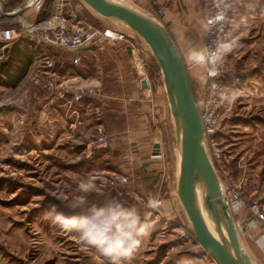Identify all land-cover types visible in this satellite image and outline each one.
Segmentation results:
<instances>
[{
  "label": "rangeland",
  "instance_id": "1",
  "mask_svg": "<svg viewBox=\"0 0 264 264\" xmlns=\"http://www.w3.org/2000/svg\"><path fill=\"white\" fill-rule=\"evenodd\" d=\"M222 1L233 13L234 41L215 111L222 157L212 163L242 245L255 264H264V209L259 217L251 212L264 206V0ZM68 2L92 26L123 39L88 50L72 67L70 55L32 38L22 12L9 16L25 0H0V31L25 34L37 47L31 67L9 73L13 45L2 50L0 43V264H217L177 198L174 126L159 65L137 35L94 18L78 0ZM197 2L179 43L201 105L209 82L205 12ZM50 4L47 18L34 25L50 22L56 3ZM156 7L150 17L161 23L163 9ZM43 55L58 63L57 90L46 87ZM76 76L99 89L81 107L60 97L61 83H80ZM100 140L105 146L97 148Z\"/></svg>",
  "mask_w": 264,
  "mask_h": 264
},
{
  "label": "water",
  "instance_id": "2",
  "mask_svg": "<svg viewBox=\"0 0 264 264\" xmlns=\"http://www.w3.org/2000/svg\"><path fill=\"white\" fill-rule=\"evenodd\" d=\"M82 1L104 19L125 24L145 42L159 65L180 162L177 195L197 242L217 264H252L242 246L228 198L203 145V127L187 67L168 29L123 0ZM141 86L147 88L145 80Z\"/></svg>",
  "mask_w": 264,
  "mask_h": 264
},
{
  "label": "built area",
  "instance_id": "3",
  "mask_svg": "<svg viewBox=\"0 0 264 264\" xmlns=\"http://www.w3.org/2000/svg\"><path fill=\"white\" fill-rule=\"evenodd\" d=\"M55 1L54 14L46 26L40 27L30 24L32 27V38L36 41L49 43L57 50L70 55L69 65H78L82 55L90 49L102 51L107 44H113L123 39L122 34L114 30H104L92 26L86 18L80 16L76 10L69 4L68 0H27V6L36 12H40L49 3ZM204 8L205 38L203 43L204 61L206 64V77L209 82V94L206 100L198 105L200 119L203 127V142L205 144L211 160L219 161L222 152L216 143V136L220 127V119L216 114L218 107V91L223 83L225 68L224 61L232 49V23L234 21L231 8L224 6L222 0H201ZM25 34H17L14 30L5 29L0 31V43L3 44L2 50L13 45L16 41L24 38ZM41 68L44 74H49L48 89L57 90L58 81L61 77L58 72V63L50 56L43 55L40 58ZM63 77V76H62ZM74 79H80V83L69 84L62 82L66 88L65 94L60 93L61 98L66 94L70 96L67 102L70 106L81 103L85 98H89L99 92L98 88H91L89 84L80 76ZM97 121L101 119V113L97 108L93 112ZM99 132L101 130L99 129ZM97 148L105 146L100 140ZM126 182L125 179L120 180ZM230 205V204H229ZM231 208V207H230ZM264 206L254 205L251 212L255 217L261 215Z\"/></svg>",
  "mask_w": 264,
  "mask_h": 264
},
{
  "label": "crops",
  "instance_id": "4",
  "mask_svg": "<svg viewBox=\"0 0 264 264\" xmlns=\"http://www.w3.org/2000/svg\"><path fill=\"white\" fill-rule=\"evenodd\" d=\"M129 3L134 4L135 7L141 8V12H146L145 14L151 15L157 9L156 6H161L163 9V19L161 23L169 30L170 35L172 36L182 58L185 60L186 58L183 56L180 50V36L181 30L185 28V25L188 21V18L196 16V9L198 6L197 0H126ZM27 1L25 0V4L21 8H16L12 10L9 16H14L17 12H22L20 18H23L29 24H39L47 14V9L50 7L49 2L42 11L36 12L32 8L26 5ZM154 6V7H153ZM36 49L33 40L28 38H22L19 41L15 42L11 48V50H7V57H11L10 61L6 66L9 67V73H12L10 69L25 71L28 67H31L33 62L36 59ZM75 67V66H72ZM64 73V72H63ZM72 74H77L75 72H71ZM78 75V74H77ZM83 102H81L82 104ZM81 104H76L81 107ZM75 105V106H76ZM66 107L65 105L58 104L57 108ZM70 108V107H69ZM71 109V108H70ZM82 109V108H81ZM74 113V112H72ZM240 236V235H239ZM248 253V252H247ZM250 256V255H249Z\"/></svg>",
  "mask_w": 264,
  "mask_h": 264
},
{
  "label": "bare ground",
  "instance_id": "5",
  "mask_svg": "<svg viewBox=\"0 0 264 264\" xmlns=\"http://www.w3.org/2000/svg\"><path fill=\"white\" fill-rule=\"evenodd\" d=\"M79 2H80V4L83 6V8L85 9V10H87L94 18H96V19H98V20H105L103 17H101L97 12H95L92 8H90L87 4H85L82 0H78ZM123 1H125L127 4H129L131 7H133V8H136V7H134L133 5H131L129 2H127L126 0H123ZM137 9V8H136ZM118 23L119 25H121L123 28H125L129 33H131L132 35H136V34H134L125 24H123V23H121V22H118V21H114V23ZM139 37V36H138ZM140 38V37H139ZM141 39V38H140ZM142 40V39H141ZM142 42L144 43V46H146L147 48H148V46L145 44V42L142 40ZM149 49V48H148ZM149 51L151 52V50L149 49ZM162 79V78H161ZM167 105H168V108H169V104H168V102H167ZM169 112H170V109H169ZM170 117H171V114H170ZM171 121H172V118H171ZM172 124H173V121H172ZM203 145L205 146V144H204V142H203ZM206 148V147H205ZM207 150V149H206ZM207 154H208V157H209V159H210V161L212 162V160H211V157H210V154L208 153V150H207ZM175 156H176V159H177V164H178V168H179V172H178V176H177V179H176V184H175V187H176V194H177V186H178V178H179V173H180V162H179V159H178V156H177V152H176V154H175ZM221 185H222V183H221ZM222 188H223V185H222ZM223 190H224V188H223ZM224 192H225V195L227 196V198H228V195H227V193H226V191L224 190ZM177 198H178V195H177ZM178 201H179V203H180V205H181V207H182V209H183V212H184V214H185V220H186V222H187V225H189L190 226V228H192V226H191V224H190V221H189V219H188V217H187V215H186V212H185V210H184V208H183V206H182V204H181V202H180V200H179V198H178ZM229 201V200H228ZM204 219H205V221H206V224H207V226H208V229L210 230V232L211 233H213V231H212V228H211V225H210V222L208 221V219L206 218V216L204 215ZM194 232V231H193ZM194 236H195V234H194ZM243 246V248H244V250L246 251V249H245V247H244V245H242ZM246 253H247V251H246ZM248 254V253H247ZM248 256H249V254H248ZM249 258H250V256H249ZM251 259V258H250ZM251 261H252V259H251ZM252 264H255L253 261H252Z\"/></svg>",
  "mask_w": 264,
  "mask_h": 264
},
{
  "label": "clouds",
  "instance_id": "6",
  "mask_svg": "<svg viewBox=\"0 0 264 264\" xmlns=\"http://www.w3.org/2000/svg\"><path fill=\"white\" fill-rule=\"evenodd\" d=\"M85 236H87V234H85Z\"/></svg>",
  "mask_w": 264,
  "mask_h": 264
},
{
  "label": "trees",
  "instance_id": "7",
  "mask_svg": "<svg viewBox=\"0 0 264 264\" xmlns=\"http://www.w3.org/2000/svg\"><path fill=\"white\" fill-rule=\"evenodd\" d=\"M68 57H70V56H68Z\"/></svg>",
  "mask_w": 264,
  "mask_h": 264
}]
</instances>
